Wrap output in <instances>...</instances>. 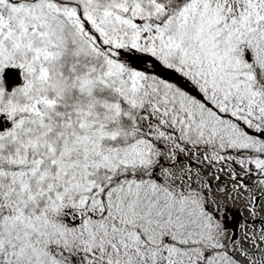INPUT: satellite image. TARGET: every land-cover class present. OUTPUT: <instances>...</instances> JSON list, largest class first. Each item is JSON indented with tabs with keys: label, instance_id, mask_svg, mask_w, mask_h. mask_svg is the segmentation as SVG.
<instances>
[{
	"label": "snow or ice",
	"instance_id": "1",
	"mask_svg": "<svg viewBox=\"0 0 264 264\" xmlns=\"http://www.w3.org/2000/svg\"><path fill=\"white\" fill-rule=\"evenodd\" d=\"M262 201L264 0H0V264H264Z\"/></svg>",
	"mask_w": 264,
	"mask_h": 264
},
{
	"label": "rangeland",
	"instance_id": "2",
	"mask_svg": "<svg viewBox=\"0 0 264 264\" xmlns=\"http://www.w3.org/2000/svg\"><path fill=\"white\" fill-rule=\"evenodd\" d=\"M15 80H16L17 83L20 82L19 79H18V77H16ZM262 203H264V201H262ZM234 207L240 208L241 210H243V207L244 206H243L242 203L236 202L235 205H234ZM243 214H244L245 217H248V213L247 212H243ZM237 218H238V215H236V220H237ZM237 221H239V220H237Z\"/></svg>",
	"mask_w": 264,
	"mask_h": 264
},
{
	"label": "trees",
	"instance_id": "3",
	"mask_svg": "<svg viewBox=\"0 0 264 264\" xmlns=\"http://www.w3.org/2000/svg\"><path fill=\"white\" fill-rule=\"evenodd\" d=\"M238 215V218H237V220H240V215L239 214H237Z\"/></svg>",
	"mask_w": 264,
	"mask_h": 264
}]
</instances>
